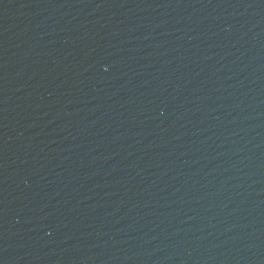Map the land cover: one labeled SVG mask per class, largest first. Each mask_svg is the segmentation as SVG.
Masks as SVG:
<instances>
[{
  "label": "water",
  "instance_id": "water-1",
  "mask_svg": "<svg viewBox=\"0 0 264 264\" xmlns=\"http://www.w3.org/2000/svg\"><path fill=\"white\" fill-rule=\"evenodd\" d=\"M0 264H264V0H0Z\"/></svg>",
  "mask_w": 264,
  "mask_h": 264
}]
</instances>
